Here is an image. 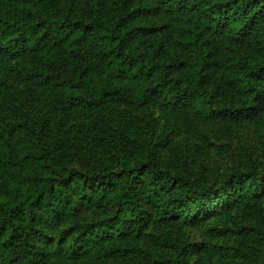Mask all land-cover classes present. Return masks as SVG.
<instances>
[{"label": "trees", "instance_id": "1", "mask_svg": "<svg viewBox=\"0 0 264 264\" xmlns=\"http://www.w3.org/2000/svg\"><path fill=\"white\" fill-rule=\"evenodd\" d=\"M107 104L264 112V0H0V264H188L186 223L227 190L248 225L239 264H264V178L215 194L152 153L118 166L141 148Z\"/></svg>", "mask_w": 264, "mask_h": 264}, {"label": "rangeland", "instance_id": "2", "mask_svg": "<svg viewBox=\"0 0 264 264\" xmlns=\"http://www.w3.org/2000/svg\"><path fill=\"white\" fill-rule=\"evenodd\" d=\"M101 112L114 132L141 148L136 156L120 159L118 166H134L152 153L162 170L183 174L198 191L211 189L215 194L232 184L235 175L264 178V112L230 123L172 116L154 107L107 104ZM227 192L207 197L196 217L186 223L182 242L196 249L188 264L241 262L237 237L248 225L240 203L229 202ZM68 229L66 222L59 224L47 238H67Z\"/></svg>", "mask_w": 264, "mask_h": 264}]
</instances>
